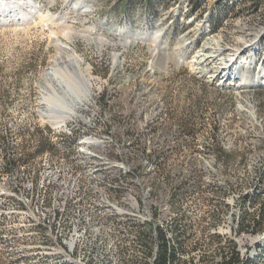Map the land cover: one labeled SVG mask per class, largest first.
Instances as JSON below:
<instances>
[{
	"label": "bare ground",
	"instance_id": "bare-ground-1",
	"mask_svg": "<svg viewBox=\"0 0 264 264\" xmlns=\"http://www.w3.org/2000/svg\"><path fill=\"white\" fill-rule=\"evenodd\" d=\"M249 5L246 1L245 8ZM263 6L245 13H260ZM31 8L33 23L50 25L58 55L42 86L47 121L41 138L15 157L8 152L0 156V264H231L240 251L239 240L251 244L238 264H264V136L256 169H222L218 129L209 124L210 133L202 135L198 125H203V119L184 121L179 129L185 139L178 141V147L195 161L189 169H154L142 159L129 163L116 152L121 148L118 137L108 128L99 106L89 102L94 93L91 70L82 67L77 53L64 56L70 49L65 39L88 36L68 26V16L44 14L35 1ZM7 11L11 13L0 8V13ZM209 14L206 33L193 44L197 48L206 36L234 19L230 13L219 28H212ZM166 18L159 19L157 26ZM27 20L26 16L23 22ZM56 21L64 27L60 32L53 29ZM178 22L174 19L162 29L155 28L173 39L177 28L180 33L187 27ZM145 25L155 29L150 19ZM262 30L234 51L259 44ZM145 33L116 36L125 46L145 43L153 55L152 65L158 62L164 69L170 64L189 65L212 87L230 90L226 87H237L239 81L254 83L245 74L235 81L230 71L223 78L209 73L217 54L223 63L227 61L225 50L216 49L213 40L204 42L187 60V41L168 49L159 45L161 37ZM92 39L102 46L118 44L104 34ZM119 56L114 55L117 65ZM247 58L249 65L258 66L259 79L252 90H264V55L262 59L252 53ZM80 106L81 122L75 114ZM199 106L196 113H201L203 106ZM52 146L59 152L51 151Z\"/></svg>",
	"mask_w": 264,
	"mask_h": 264
},
{
	"label": "rangeland",
	"instance_id": "rangeland-1",
	"mask_svg": "<svg viewBox=\"0 0 264 264\" xmlns=\"http://www.w3.org/2000/svg\"><path fill=\"white\" fill-rule=\"evenodd\" d=\"M32 1L38 2L44 14L68 16V26L88 36L74 35L71 40L65 39L70 49L64 56L77 53L82 67L91 70L94 93L89 102L99 106L102 117L109 123L108 128H113L121 146L116 152L126 161L149 160L154 169L161 170L189 169L195 161L179 149L178 141L182 143L185 139L179 129L184 121L188 124L203 119V125H198L202 135L210 133L209 124L218 129L222 169H256L259 165L263 148L261 137L264 136V90H252L259 79L255 74L258 66L249 65L252 57L247 56L253 53L258 58L263 57L264 38H259V44L255 46L248 47L247 44L242 51L234 50L260 34L264 28V6L260 13H242L246 1L237 0L236 5L241 10L232 13L234 19L204 39V42L213 40L215 48L225 50L224 57L227 58L223 63L217 54L216 64L209 73L223 78L230 71L235 81L245 74L255 83L239 81L237 87L227 86L230 90H224L202 80L189 65L176 67L170 64L165 69L159 68L158 62L152 65L153 55L145 43L125 46L116 36L134 34L139 37V34L151 31L145 34L151 38L154 35L161 37L159 45L168 49L187 41V60H190L204 43L199 48L193 45L206 33V14L216 10L218 0H201V6L193 11L189 8L190 0H163L156 13L146 8L145 2L149 0ZM31 2L0 0L1 9L11 10V13H0V156L8 152L15 157L20 149L32 146L41 138V127L47 121L44 116L47 107L42 105L41 91L58 49L51 38L50 25L44 28L33 23ZM26 16L28 20L23 22ZM164 18L167 20L158 27V20ZM149 19L152 28L162 29L174 19L179 21L178 26L187 27L180 33L177 28V36L173 39L166 36V39L165 35L161 36V30H151L145 25ZM54 23H57L53 28L57 32L64 28L57 21ZM92 28L95 29L90 34ZM101 34L118 44L102 46L92 39ZM229 52H232L231 56ZM115 53L120 55L118 65L114 63ZM66 78L73 80L70 75ZM199 105L203 106L201 113H196ZM252 112L256 116L253 117ZM165 118L170 122L163 120ZM149 120L157 122L150 125ZM46 148L45 145L40 151ZM155 180H158L157 176Z\"/></svg>",
	"mask_w": 264,
	"mask_h": 264
},
{
	"label": "trees",
	"instance_id": "trees-1",
	"mask_svg": "<svg viewBox=\"0 0 264 264\" xmlns=\"http://www.w3.org/2000/svg\"><path fill=\"white\" fill-rule=\"evenodd\" d=\"M131 1L132 0H128V2ZM244 1H250V5L249 7H246V9H244L242 13H245L246 10L253 12L256 11L264 0H244ZM162 3L163 0H149L147 3L145 2V6L151 12L156 13L157 6L161 5ZM201 3H202L201 0H190L189 2L190 10L193 11V9L194 10L197 9L198 7L201 6ZM236 4H237V0H218L217 6L215 7L216 10L212 11L209 14V22L211 24V27L219 28L220 25L222 24V21L225 19L227 15H229L230 13H238L236 9L238 10L241 9Z\"/></svg>",
	"mask_w": 264,
	"mask_h": 264
},
{
	"label": "built area",
	"instance_id": "built-area-1",
	"mask_svg": "<svg viewBox=\"0 0 264 264\" xmlns=\"http://www.w3.org/2000/svg\"><path fill=\"white\" fill-rule=\"evenodd\" d=\"M186 68V67H185ZM82 110H81V106H80V109L78 110V112L77 113H75V114H77V119H79L80 120V122L82 121ZM89 129V128H88ZM87 129V130H88ZM51 151H56V152H59V151H57L55 148H54V146H52V149H51ZM10 166H12L11 164H10V161H9V167ZM239 240V239H238ZM240 241V251H239V253L236 255V258H234V260H233V262H231V264H238V261H239V259H240V255H241V253H247V252H249L250 251V244H251V242H248V241H245V240H239Z\"/></svg>",
	"mask_w": 264,
	"mask_h": 264
}]
</instances>
